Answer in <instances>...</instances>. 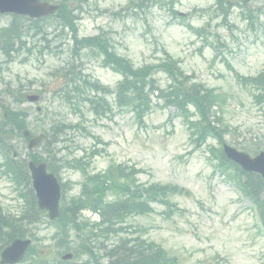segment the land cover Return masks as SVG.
Wrapping results in <instances>:
<instances>
[{
  "label": "rangeland",
  "instance_id": "374dc122",
  "mask_svg": "<svg viewBox=\"0 0 264 264\" xmlns=\"http://www.w3.org/2000/svg\"><path fill=\"white\" fill-rule=\"evenodd\" d=\"M217 1L147 0L143 8H135L129 0L73 3L81 8L77 23L80 38L99 35L110 50L134 67L161 63L165 52L179 61L186 75L223 94V120L229 127L225 142L258 152L264 149V105L254 103L252 91L238 86L234 75L255 76L264 71V0H244L246 5L237 1L258 19L250 29L240 19L239 8L220 11ZM165 3L172 5L171 10ZM11 18L1 15L0 27L7 26ZM192 27H203L204 35L192 33ZM52 30L45 36L48 48L41 52L36 49L42 48V37L31 31L28 41L35 45L32 53L26 56L22 52L9 63L0 56V92L9 87L14 98L2 93V104L12 110H24L25 121L32 130H48L59 123L78 125L53 147L61 149L59 157H80L96 145L101 147L93 137L107 142L104 153L93 159L90 172L103 171L111 162L134 165L142 170L140 183L171 184L190 193V197L172 198L170 202L176 205L172 214H167L166 206L154 205L153 213L131 218L137 230L129 228V237L140 235L159 243L168 256L177 258L178 264H264V228L256 210L209 161V148L217 147V142L209 138L200 149L196 148L185 120L166 107L157 93L152 95L153 107L143 124L129 110L116 107L111 116L96 119L81 102L82 90L78 94L69 85V77L59 70L70 58V46L65 42L66 34L59 36ZM86 53H81L80 64L73 62L74 71L80 69L113 89L120 76L101 65L102 56L85 57ZM154 78L162 88L169 84L164 73L158 72ZM19 93L39 95V101L17 103ZM15 145L23 157L26 143L19 140ZM60 178L63 184L73 183L71 195H76L81 175L69 169ZM17 196L12 179L0 170V208L4 216L10 217V211L17 209L18 213L22 211ZM52 233L41 223L32 232V246L42 264H54L60 259V251L53 248ZM28 262L27 259L21 264Z\"/></svg>",
  "mask_w": 264,
  "mask_h": 264
},
{
  "label": "trees",
  "instance_id": "16d2710c",
  "mask_svg": "<svg viewBox=\"0 0 264 264\" xmlns=\"http://www.w3.org/2000/svg\"><path fill=\"white\" fill-rule=\"evenodd\" d=\"M44 1L52 2L55 0ZM59 5L60 9L55 18V28L61 30L67 28L72 35L73 45L77 49L83 43L98 49L105 55L106 62L114 63L115 70L122 75V80L118 83L114 93V104L117 108L128 109L140 119L152 108L150 96L159 93L166 106L174 108L193 126L192 136L197 146H201L208 136L216 138L219 142L223 141L224 132L219 125L222 121L220 110L225 100L220 93L201 83L191 81L172 64L133 68L122 59L110 54L100 40H78L74 9L68 7V0H61ZM42 26V21H29L13 17L10 26L0 31L1 51L6 57H9L16 49L25 46V40L31 30L46 32ZM26 51L30 52V49H26ZM72 51H74V47ZM163 67L171 79V83L166 89H160L152 77L156 69ZM237 81L243 87L253 88V97L264 102V74L254 78L238 76ZM70 85L77 92L80 87L82 88L81 94L85 97L84 101L87 102L89 111L95 116H106L111 113V107L105 98V95L111 92L99 86L97 82H92L85 76L78 74L71 80ZM99 94L101 95L99 96ZM65 95L66 92L63 96ZM21 115V112L8 111L7 117L0 119V148L5 155L12 149L10 141L15 136H20L21 130L27 127ZM190 117H195L193 123H190ZM65 128L67 127L63 125L54 126L50 130V137L56 138L64 133ZM212 151H214L217 167L222 174L225 173L228 179L235 181L242 192L259 208L260 215L264 220V180L254 174L242 173L224 158L220 149ZM31 159L34 162L37 161L35 156H32ZM6 160L7 173L13 179L15 178L17 183L23 186L26 191L27 207L22 211L17 221L0 215V250L11 239L27 236L29 228L34 223L41 222L43 217V213L35 205L25 161L16 163L10 160L8 156ZM69 162L76 163L73 167L84 173L83 164L79 160ZM139 173L140 170L133 167L113 165L101 174L87 175L77 196H72L69 199H66L65 195L63 196L60 216L55 221L58 232L53 239H58L59 246L68 249L69 235L74 232L76 237L84 241L80 245L81 250L78 247L76 253L86 254L90 258H95V249L99 250V247L93 246L92 242L97 241L99 245H102V241L97 239L98 236L104 240L111 238L114 242L119 239L117 243H112L113 248L111 247L104 252L108 259L107 264H176L174 259L168 258L161 248L148 246L145 242L137 241L135 243V247L138 246L137 249H133L132 246L125 248L129 240L120 236V233L125 229L121 226L116 227L125 221L128 215L146 214L152 211L150 204H164L169 197L184 193L183 190L170 185H142L136 179ZM83 210L98 213L101 218L100 223L92 224L93 226L91 225L89 228L87 220H79ZM94 229L99 233H95ZM30 253H32L31 250ZM32 258V261H36L34 255ZM96 264L100 263L96 262Z\"/></svg>",
  "mask_w": 264,
  "mask_h": 264
},
{
  "label": "water",
  "instance_id": "95a60500",
  "mask_svg": "<svg viewBox=\"0 0 264 264\" xmlns=\"http://www.w3.org/2000/svg\"><path fill=\"white\" fill-rule=\"evenodd\" d=\"M56 7L47 4H41L37 0H0V13H13L18 15H26L32 18H39L52 14ZM34 100V98H30ZM43 136L31 139L29 148L40 143ZM225 152L229 158L239 163L245 170L260 172L264 177V153L254 160L249 159L244 154H239L233 150L225 148ZM32 174L33 188L38 198L40 209L49 211L51 219L58 215V202L60 198V187L58 186L53 175H47L45 165L41 164L35 168L30 164ZM27 242L15 241L11 247L6 249L2 254V261H15L21 258Z\"/></svg>",
  "mask_w": 264,
  "mask_h": 264
}]
</instances>
